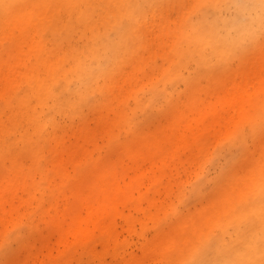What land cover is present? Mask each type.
Masks as SVG:
<instances>
[{"label":"rangeland","instance_id":"374dc122","mask_svg":"<svg viewBox=\"0 0 264 264\" xmlns=\"http://www.w3.org/2000/svg\"><path fill=\"white\" fill-rule=\"evenodd\" d=\"M105 2L0 0V264H223L264 237V8Z\"/></svg>","mask_w":264,"mask_h":264},{"label":"bare ground","instance_id":"6f19581e","mask_svg":"<svg viewBox=\"0 0 264 264\" xmlns=\"http://www.w3.org/2000/svg\"><path fill=\"white\" fill-rule=\"evenodd\" d=\"M259 8H264V0H256ZM136 0L134 3H122V0H106L105 3H109L114 8L121 10L125 15L130 16L134 11V7L136 5ZM76 5H71V9H75ZM246 9L253 10L256 9L254 5L246 6ZM251 208H244L240 211L239 215L241 220H245L251 211ZM254 210L257 212L261 218L264 217V197H262V202L256 204ZM251 224V223H250ZM255 222L251 224L254 225ZM241 229V228H240ZM260 229V228H259ZM259 229H256L253 233L252 239H246V232L241 233L242 239L239 244L236 246L230 247V253L225 256L223 264H264V237H260L257 233Z\"/></svg>","mask_w":264,"mask_h":264}]
</instances>
